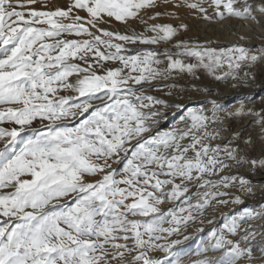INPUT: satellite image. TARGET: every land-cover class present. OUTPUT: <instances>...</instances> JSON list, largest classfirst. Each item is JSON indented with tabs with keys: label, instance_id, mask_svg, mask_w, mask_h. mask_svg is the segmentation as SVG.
Returning a JSON list of instances; mask_svg holds the SVG:
<instances>
[{
	"label": "snow or ice",
	"instance_id": "obj_1",
	"mask_svg": "<svg viewBox=\"0 0 264 264\" xmlns=\"http://www.w3.org/2000/svg\"><path fill=\"white\" fill-rule=\"evenodd\" d=\"M253 87L264 0H0V264H264Z\"/></svg>",
	"mask_w": 264,
	"mask_h": 264
},
{
	"label": "rangeland",
	"instance_id": "obj_2",
	"mask_svg": "<svg viewBox=\"0 0 264 264\" xmlns=\"http://www.w3.org/2000/svg\"><path fill=\"white\" fill-rule=\"evenodd\" d=\"M49 2L51 4H53L54 2L55 3L56 2L62 3L63 0H49ZM185 20L189 24V31L186 34L187 36H190V37H193V38H197L198 37L201 40L204 39L206 36L208 37L207 34L205 36V33L204 32H201L200 31V33H199L198 29L194 25L197 20L192 19L190 16L188 18L187 15L185 16ZM192 20H194V21H192ZM172 22L173 23H176V21H172ZM232 23H234V25H236V26L239 24V22H236V21H233ZM219 29L220 28H219V25L218 24H212V29L211 30H212V38L213 39L216 38ZM219 32H221V30H219ZM257 83H259V79H258ZM253 88H255V87H253ZM252 89H250V90H252ZM250 90L249 89H243V90H240V91H241V93L243 92L242 94H245L246 93V96L248 97ZM193 96H195L194 93H193ZM249 96H251L253 98V100H254V105L253 104H249V107L255 106L259 110V108L261 107L260 98L261 97H264V93H261L259 95L258 94L251 93ZM244 98L242 97L241 99H244ZM245 102L247 103V100H245ZM234 103H236V101H230L229 102L230 105H234ZM241 123H243V122H235L234 125H233V127L234 128H238ZM252 127H254V126H250L248 128V131H251L252 130ZM258 146H259V139L257 138V148H258ZM251 179L254 182H256V183L264 182V173H257L255 176L251 177ZM249 203H251V201H249ZM197 243L198 242L196 240L191 241V242H186V244L184 245V247L186 249H194L196 247Z\"/></svg>",
	"mask_w": 264,
	"mask_h": 264
},
{
	"label": "bare ground",
	"instance_id": "obj_3",
	"mask_svg": "<svg viewBox=\"0 0 264 264\" xmlns=\"http://www.w3.org/2000/svg\"><path fill=\"white\" fill-rule=\"evenodd\" d=\"M65 2V0H63V2L62 3H64ZM53 4H59V2H54ZM188 18H189V16H188ZM192 21H194V20H192ZM225 23H227V22H225ZM195 26H196V28L198 29V31H199V33H200V31L201 32H204L205 33V36H206V34L208 35V37H210V38H212V24L211 25H209V24H206V23H204V22H202V21H196L195 22V24H194ZM233 25H234V23H233ZM235 26V28H236V30L237 31H243V32H245V33H247L248 32V29H241V27H240V24H238L237 26L236 25H234ZM219 30H221V32H219V30H218V33H217V36H216V38L218 37L219 38V40H220V43L222 44V45H224V44H227V43H229V42H231V41H235L236 40V37H234V36H231L229 33H228V31H225V30H222L221 29V26L219 25ZM196 31V30H195ZM256 31L257 32H259L260 30L259 29H256ZM203 33V34H204ZM197 34V33H196ZM249 43H258V42H256V41H250ZM243 93V92H242ZM241 93V96H240V98H244V97H247L246 96V93L245 94H242ZM251 93H253V94H261V93H264V90H261L260 88H257V87H255V88H253L252 90H250V92H249V95L251 94ZM248 95V96H249ZM230 101H234V100H232L231 98H229V101H228V103L230 102ZM234 105H235V103H234ZM259 139V138H258ZM251 177H253V176H251ZM251 177H250V179H251ZM191 241H194V240H191ZM191 241H189V242H191ZM197 242H198V240H196ZM158 255H161V254H158Z\"/></svg>",
	"mask_w": 264,
	"mask_h": 264
}]
</instances>
